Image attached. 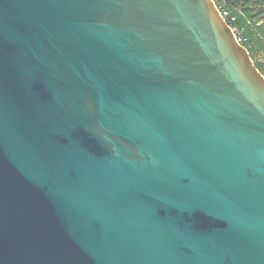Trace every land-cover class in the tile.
<instances>
[{
    "label": "water",
    "instance_id": "95a60500",
    "mask_svg": "<svg viewBox=\"0 0 264 264\" xmlns=\"http://www.w3.org/2000/svg\"><path fill=\"white\" fill-rule=\"evenodd\" d=\"M0 264H264V74L215 0H0Z\"/></svg>",
    "mask_w": 264,
    "mask_h": 264
},
{
    "label": "trees",
    "instance_id": "16d2710c",
    "mask_svg": "<svg viewBox=\"0 0 264 264\" xmlns=\"http://www.w3.org/2000/svg\"><path fill=\"white\" fill-rule=\"evenodd\" d=\"M237 16V26L247 38L243 45L249 50L256 66L264 74V62L257 56L264 50V0H215ZM229 22L231 18L227 19Z\"/></svg>",
    "mask_w": 264,
    "mask_h": 264
},
{
    "label": "built area",
    "instance_id": "2783aa9c",
    "mask_svg": "<svg viewBox=\"0 0 264 264\" xmlns=\"http://www.w3.org/2000/svg\"><path fill=\"white\" fill-rule=\"evenodd\" d=\"M216 2V1H215ZM217 4V3H216ZM219 7V6H218ZM222 15L225 17V19L227 20L228 17L231 18V21L229 22V24L231 25L232 29L234 30L236 37L238 39V41L243 44L244 41L247 40V38L244 37L243 31L241 29L238 28L236 22H237V16L236 15H232L231 11L224 8V7H219ZM257 60L258 61H263L264 62V50L261 51V53H259V55L257 56Z\"/></svg>",
    "mask_w": 264,
    "mask_h": 264
}]
</instances>
